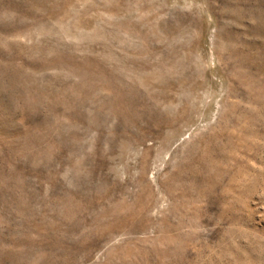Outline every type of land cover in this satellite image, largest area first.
<instances>
[{
  "label": "rangeland",
  "instance_id": "374dc122",
  "mask_svg": "<svg viewBox=\"0 0 264 264\" xmlns=\"http://www.w3.org/2000/svg\"><path fill=\"white\" fill-rule=\"evenodd\" d=\"M0 264H264V0H0Z\"/></svg>",
  "mask_w": 264,
  "mask_h": 264
}]
</instances>
